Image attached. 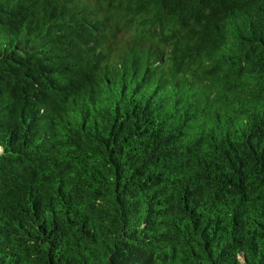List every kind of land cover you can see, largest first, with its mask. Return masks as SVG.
<instances>
[{"label": "trees", "instance_id": "1", "mask_svg": "<svg viewBox=\"0 0 264 264\" xmlns=\"http://www.w3.org/2000/svg\"><path fill=\"white\" fill-rule=\"evenodd\" d=\"M0 264H264V0H0Z\"/></svg>", "mask_w": 264, "mask_h": 264}]
</instances>
